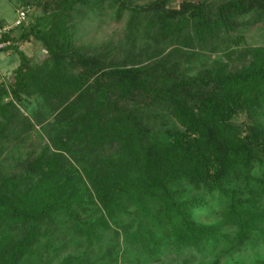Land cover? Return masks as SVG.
<instances>
[{"label": "trees", "instance_id": "obj_1", "mask_svg": "<svg viewBox=\"0 0 264 264\" xmlns=\"http://www.w3.org/2000/svg\"><path fill=\"white\" fill-rule=\"evenodd\" d=\"M116 1L129 25L152 16L153 51L108 62L75 47L65 20L13 33L8 51L19 63L11 82H0V152L10 139L24 146L41 123L50 146L12 173L0 172V221L21 231L16 241L0 240V264H19L43 238L41 227L58 220L85 244L61 264H95L93 252L116 255L117 247L102 242L107 233L140 242L156 258L170 249L203 254L224 246L229 253L264 234V47L222 41L225 59L242 58L240 68L227 61L189 74L180 64L193 55L182 47L232 33L238 16H264V0L184 1L178 8ZM50 3L73 8L72 0L37 1L47 13ZM31 37L46 50L38 63L19 50ZM39 104L47 108L34 112ZM203 208L221 212V221H198ZM205 264H219L218 257Z\"/></svg>", "mask_w": 264, "mask_h": 264}, {"label": "rangeland", "instance_id": "obj_2", "mask_svg": "<svg viewBox=\"0 0 264 264\" xmlns=\"http://www.w3.org/2000/svg\"><path fill=\"white\" fill-rule=\"evenodd\" d=\"M38 0H0V24L11 25L20 8L30 7L33 11L23 28L16 30L15 34L26 32L31 26L38 24L42 27H49L52 23L66 21V26L72 35L73 45L86 53L100 54L107 58L108 62L117 60L119 62L131 58L144 50L153 51L157 47L156 41L152 38L156 26L150 27L152 16L146 19L140 18L138 22L129 25V12L124 11L118 16V4L116 0H80L73 1V8L68 12L65 7L50 3L53 9L47 13ZM155 0H138L135 4L147 5ZM168 7L178 8L184 1L202 2L206 0H164ZM208 2L211 0H207ZM213 1V0H212ZM56 8V9H55ZM237 27L232 33L220 32L217 40H212L204 46L182 47L185 52H193L186 61L180 60L182 68L189 74H195L200 70L212 69L222 62H229L232 68H240L243 59L232 55L226 60L221 48L223 44L231 45L233 48H254L264 47V16L257 11L238 16L234 19ZM212 43V44H211ZM215 44V45H213ZM212 45L217 50H212ZM19 50L24 52L26 57L33 63H38L46 58V50L34 38L23 42ZM19 63V57L13 51H0V82L7 85L13 78V70ZM33 111L43 112L47 107L45 104L31 107ZM29 117V116H28ZM30 118V117H29ZM243 121V115H237L235 121ZM249 121V120H248ZM247 121V122H248ZM47 126L43 123L35 125V131L25 135L21 148H14L18 144L10 139L8 149L3 148L0 152V172L2 174L12 173L18 167L19 161L35 156L50 141L46 134ZM13 145V146H12ZM32 152V153H30ZM30 153V154H29ZM29 154V156H28ZM196 219L203 223H219L221 212L203 208L197 211ZM142 225L150 229L155 237L166 240L165 235H159L158 231L152 230L150 223L142 220ZM133 229L137 230L134 226ZM43 238H40L30 249L28 255L23 256L19 264H61L67 256H73L82 251L85 244L79 235H75L67 224L57 221L55 227H41ZM231 233V230H230ZM21 231L18 228L10 227L6 222L0 221V240L7 238L16 241L20 238ZM121 235L118 240L107 233L102 237V242L117 247V254L111 258L102 257L100 252L90 254V260L95 264H205L212 262L218 257L219 264H255L264 261V234L248 240L239 249L230 250L229 253L220 251L224 246H219L215 251L209 253H197L190 248L175 252L173 249L162 251L159 256H151L140 247L123 239ZM82 242V243H81ZM107 244V245H108ZM217 253H219L218 256Z\"/></svg>", "mask_w": 264, "mask_h": 264}, {"label": "built area", "instance_id": "obj_3", "mask_svg": "<svg viewBox=\"0 0 264 264\" xmlns=\"http://www.w3.org/2000/svg\"><path fill=\"white\" fill-rule=\"evenodd\" d=\"M32 11L33 10L28 6L20 8L17 10L16 17L11 25L0 24V51H8V49L13 45V33L26 24L32 14Z\"/></svg>", "mask_w": 264, "mask_h": 264}]
</instances>
